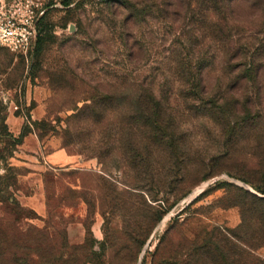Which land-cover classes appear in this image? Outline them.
Here are the masks:
<instances>
[{"label":"rangeland","instance_id":"1","mask_svg":"<svg viewBox=\"0 0 264 264\" xmlns=\"http://www.w3.org/2000/svg\"><path fill=\"white\" fill-rule=\"evenodd\" d=\"M36 1L42 48L0 49V264H252L230 234L236 200L258 194L245 181L261 182L260 134H227L189 97L224 98L232 127L249 110L264 128V69L242 71L243 49L264 65V0L232 3L230 54L198 0ZM143 87L169 95L174 149L129 131ZM94 103L112 111L74 118ZM58 149L78 162L49 164Z\"/></svg>","mask_w":264,"mask_h":264},{"label":"trees","instance_id":"2","mask_svg":"<svg viewBox=\"0 0 264 264\" xmlns=\"http://www.w3.org/2000/svg\"><path fill=\"white\" fill-rule=\"evenodd\" d=\"M107 1L115 2L116 0ZM198 1L201 8L205 12V21L210 16L213 17V20L216 18V21L212 23L211 26L214 30V36L219 40L217 41L220 51H224L223 53L225 54H230L233 36L231 34V27L229 26V16L232 3L235 0ZM61 3L65 8H69L70 11L72 10L70 8L72 4L76 3V8L80 4L79 0H61ZM42 24L43 22L39 28V36L33 50L34 53L39 51L43 46ZM227 47H229V49L226 51ZM242 54V71L244 74L246 76L250 74L259 76L261 71L264 69V65H262L263 54H261V48H258L253 52H251L249 48L243 49ZM188 82L189 81H186L185 83ZM190 84H193L192 86L194 87V82H190ZM197 91L198 90L196 89L195 93H191L189 97L191 98V104H189L191 113L201 115L203 117L205 116V118L207 117L209 119L219 120L220 124H223V128L226 130L227 134H233L238 130L239 132L251 131L260 134L259 140L261 142V146L263 147V153L257 158L258 160L260 159L262 167L261 172L259 173L261 182L254 183L249 180H244L246 183L250 184L258 194L245 191L244 195L240 196L236 200L234 206L240 209L241 223L236 229L231 231L230 235L238 242L239 245L246 247L251 257L252 264H264V260L255 255L258 250L264 248V128L262 129V127L259 128L255 125L257 118H255L249 110L245 111V116L235 115V121L233 122L234 126L232 127L230 121L232 113L228 110L231 106L229 101L224 98L221 100L217 97H206L202 94V92ZM160 95L161 97L153 87H143L136 92L133 97L137 110H135V114L131 118L132 121L127 123V127H130L129 131H132L134 126L137 132L152 146L157 145V147L164 150L174 149L177 141L175 136L177 132L174 128L172 115L169 112V107H171L169 103L170 98L164 90L160 91ZM102 107H100L97 103H94L92 106H86L84 109L77 112L74 118L79 119L80 116L89 114L88 116L98 119L103 112L106 113L107 111H112V108L109 105L107 107V105L104 104ZM96 121L97 122H94L93 125H100V121ZM6 177L7 176L0 177V181L5 180ZM217 186L219 187L221 184H218ZM157 201H159V199H154V202ZM174 206L175 204L170 206V208L166 211L157 210L159 215L154 222L156 223L160 221L164 214ZM216 248L218 250L219 247L217 246Z\"/></svg>","mask_w":264,"mask_h":264},{"label":"built area","instance_id":"3","mask_svg":"<svg viewBox=\"0 0 264 264\" xmlns=\"http://www.w3.org/2000/svg\"><path fill=\"white\" fill-rule=\"evenodd\" d=\"M45 14L36 0H0V49L25 56L33 52Z\"/></svg>","mask_w":264,"mask_h":264},{"label":"crops","instance_id":"4","mask_svg":"<svg viewBox=\"0 0 264 264\" xmlns=\"http://www.w3.org/2000/svg\"><path fill=\"white\" fill-rule=\"evenodd\" d=\"M47 162L51 165L70 166L75 165L78 159L68 155L64 150L58 149L56 152L47 157Z\"/></svg>","mask_w":264,"mask_h":264}]
</instances>
